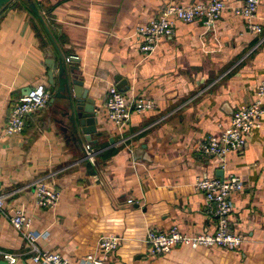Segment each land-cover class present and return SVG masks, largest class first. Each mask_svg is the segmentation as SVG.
<instances>
[{"label":"crops","instance_id":"0c3cea01","mask_svg":"<svg viewBox=\"0 0 264 264\" xmlns=\"http://www.w3.org/2000/svg\"><path fill=\"white\" fill-rule=\"evenodd\" d=\"M209 1L9 0L0 6V190L6 212L24 207L32 217L41 249L87 264L88 255L102 256L100 237L116 234L122 240L109 264H264V118L244 151L228 156L227 173L244 182L232 194L242 246H177L151 256L145 242L150 228L178 225L188 235L214 230L195 183L217 177L220 168L198 145L229 126L264 77V0L255 19L261 33L231 10L244 0H224L229 8L214 27L178 21L150 56L140 50L137 25L169 4ZM49 50L57 63L54 84ZM71 56L79 58L73 64L100 107L97 142L85 138L60 89L59 64L65 60L70 72ZM118 75L128 79L129 97L153 99L158 109L133 113L124 127L109 120L106 92ZM38 83L50 93L47 105L26 118L24 132L5 136L12 107ZM41 179L60 191L55 207L36 205ZM0 249L15 255V264H34L30 244L2 211Z\"/></svg>","mask_w":264,"mask_h":264},{"label":"built area","instance_id":"2783aa9c","mask_svg":"<svg viewBox=\"0 0 264 264\" xmlns=\"http://www.w3.org/2000/svg\"><path fill=\"white\" fill-rule=\"evenodd\" d=\"M261 0H244L239 6L231 7L234 14L245 19L246 28L255 33H261L263 26L255 19ZM229 8L224 0H211L184 6L169 4L162 12L148 21L137 25L135 35L139 48L145 56H150L158 47L160 41L172 34L178 21L191 23L196 20L207 28H212ZM50 98V93L44 83H38L23 96L11 109L3 127L5 136L24 132L26 118L35 111L44 108ZM105 108L107 117L118 127H124L132 118L133 113H142L158 109V103L153 99L128 96L122 92L117 83L111 84L106 92ZM264 118V77L259 83L254 98L248 103L238 106L230 124L222 132L210 134L198 145V150L207 157L218 160L219 168L224 171L221 177H202L196 181V187L204 194V211L214 221L213 231H204L196 235H188L181 231L178 225H173L169 231L150 228L145 242L151 256L166 254L177 246H187L197 249L201 246H220L229 250L239 249L244 243L243 235L232 224L235 203L232 194L244 188L243 179L234 173H227L228 156L242 153L247 145L248 136L262 124ZM87 156L94 160L91 145L86 146ZM61 197L60 191L38 180L35 184V203L39 207H55ZM0 211H2L14 228L28 241L34 254V264H74L61 253L43 250L38 245L40 234L32 229V217L24 207L6 212V195L0 190ZM121 237L116 234L102 235L98 242V250L102 256L90 254L87 264H109L112 251L121 243ZM0 260L15 264L18 258L12 253L0 249Z\"/></svg>","mask_w":264,"mask_h":264},{"label":"water","instance_id":"95a60500","mask_svg":"<svg viewBox=\"0 0 264 264\" xmlns=\"http://www.w3.org/2000/svg\"><path fill=\"white\" fill-rule=\"evenodd\" d=\"M9 0H0V6ZM53 52L48 51V58L46 63L49 69L50 82L54 84V72L57 69V63L54 58ZM68 61H71L70 72L67 70L65 60H61L60 75L61 77V87L60 89L67 92V96L70 100L72 112L74 119L78 120L85 138L90 142H97L93 139V135H98V124L100 121L99 112L100 107L97 106L96 99L89 97V90L84 87V80L79 77L77 72L78 66L74 65L73 62H78L79 58L75 56L69 57ZM117 87L122 91L126 92L130 89V84L128 79L123 78L121 75L116 77ZM113 141V139H111ZM134 156L142 158V155L137 156V150H134ZM219 177L224 176V171L220 169L217 172ZM0 264H10L7 260H0Z\"/></svg>","mask_w":264,"mask_h":264}]
</instances>
